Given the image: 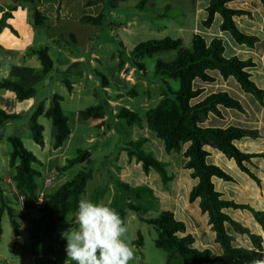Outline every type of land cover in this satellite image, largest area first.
<instances>
[{
    "label": "trees",
    "instance_id": "obj_1",
    "mask_svg": "<svg viewBox=\"0 0 264 264\" xmlns=\"http://www.w3.org/2000/svg\"><path fill=\"white\" fill-rule=\"evenodd\" d=\"M19 4L30 2L32 8V18L36 26H47V17L35 8V0H12ZM106 6L112 10H117L118 3L126 0H105ZM89 1L87 4L91 5ZM228 0H210L207 8L208 17L203 21L204 27H210L214 21L216 14L222 17L221 30L231 34L233 39L239 44L254 46L257 38L243 33L234 21L235 16L249 14L244 10L232 9L228 5ZM144 0L141 1L138 8H142ZM2 7L0 6V11ZM104 13L101 12L98 16L84 15L81 18L82 23H90L101 25L103 22ZM3 17L0 22V32L4 27L5 19ZM73 37V35H72ZM183 41L180 38L165 37L163 39H151L139 43L131 52L134 58V67L144 71L145 65L142 60L145 57H152L156 53L164 51H177L176 59L171 62L158 60L156 62V74L167 76L169 79L178 81L180 87L178 90H173L170 82L164 80V85L167 86L159 102L146 112V128L155 133L157 138L164 143V151L166 154L180 153L185 158V168L191 170V177L197 180L193 187L189 200L194 202L199 200V206L203 213L207 214L212 230L216 234V241L222 246L224 253L220 256H213L211 250H198L193 247L194 238L191 234H186V225L183 221L176 218L171 210H163L155 218L145 219L141 221L147 225L153 226L157 232L155 246L168 252V261L176 255L180 257L185 264H250L253 258H259L263 254L262 237L251 234L250 231L240 225L224 212L226 208L248 210L255 220L262 226L264 230V211H258L247 204H239L234 201L226 200L222 194L215 189L212 181L213 177L221 178L225 181H231L233 178L220 167L208 163L209 151L207 146H211L229 159H233L237 166L247 173L253 180L259 182L257 176L246 167L245 162H250L256 154H247L242 152L235 142L248 136L259 137L257 130L245 129L237 126L221 127H203L202 123L208 119L209 115L215 114L221 116L220 106L227 109H235L240 112H245L241 102L232 97L228 92L221 91L212 93L203 100L194 103L202 93V89L194 88V82L199 79L203 82H213L214 78L209 74L210 71H218L224 79L233 77L246 93L252 94L255 99L261 104H264V90L259 88L251 79V74L248 72L250 67L255 64L252 60H241L237 57L226 58L224 56V44L222 39L215 38L210 42L200 34H195L192 39L191 48H183ZM37 54L40 63L41 71L48 73L54 70V62L49 55L48 47H39L33 50ZM122 64H120L121 66ZM73 66L71 65L65 73H68ZM103 79L105 86L108 84V79L103 74H98ZM65 85L69 92H72L73 86L69 80H65ZM0 88L15 92L19 101H24L34 98L37 95V90L34 87L25 88L17 80L3 79L0 81ZM64 97L60 94H54L51 98L49 108H45V103L40 102L36 105L35 110L30 118V130L35 143L44 147V126L39 122L40 116H45L52 121L56 129L54 149L63 146L64 142L69 137L71 131L69 127L68 117L62 109V101ZM107 110L102 105L90 106L81 111L84 117H94L103 119L106 116ZM20 117L16 113H7L0 108V128H3L6 123L16 120ZM119 119H124L129 126H143L144 120L141 116L130 110L122 107L117 113ZM11 145L10 167L16 170L14 180L19 190H26L29 201H33L37 197L36 179L41 176V172L35 169L33 163H40L37 156L29 151L20 137L11 135L7 138ZM146 142V138L141 137L138 141H130L125 146V151L128 158L135 159L137 163L142 165L143 171L147 174L151 170L155 171L163 186L167 191L171 190V184L175 178L169 174L167 163L157 159L153 153L146 152L142 146ZM91 154L88 150L80 149L78 155L68 159L64 167L59 171H65L74 165H84L73 179L65 182L54 193L45 197L42 205L39 207L41 216L34 220L38 225L44 224V234L47 237H52L58 227L65 225L68 215L74 214L77 211L79 199L86 191L88 182L93 177L92 170L88 169L91 163ZM117 187L127 195H133L141 200L143 195L154 197V191L149 186H136L117 181ZM92 194L91 200L99 202L102 196L100 192ZM112 207L120 213L125 220L128 210L141 215L142 208L134 202L122 203L117 198L111 202ZM7 211L10 223L16 236L21 233V226L16 219L15 210L6 205L0 208V233L1 218L4 211ZM226 225L232 226L240 233L249 235L254 249L245 250L235 247L233 237L228 233ZM138 240L135 241L138 245H142L143 238L141 233L138 234Z\"/></svg>",
    "mask_w": 264,
    "mask_h": 264
},
{
    "label": "rangeland",
    "instance_id": "obj_2",
    "mask_svg": "<svg viewBox=\"0 0 264 264\" xmlns=\"http://www.w3.org/2000/svg\"><path fill=\"white\" fill-rule=\"evenodd\" d=\"M137 1L138 0H127L126 2H122L119 4L117 10L108 8L105 0L92 1V4L97 3L104 6L101 10L104 13L101 25H84L79 21L72 20L60 26V30H70L76 34L78 38L77 44H75L73 40H69V43L61 41L60 35L57 36L59 41H54L50 37V34L43 33L42 31H40L39 34V31H37L38 35L34 38V46H47L49 48V55L57 66V69L48 72V74L34 71L32 77L24 80V83L31 84L36 88L37 99L40 102H49L55 93L64 96L62 107L64 114L69 119L71 135L60 150L54 149L55 127L48 118L42 117V120L47 124L46 130H44L45 145L41 147L34 142L30 130L29 122L33 111H29V108L27 109L25 107V103L18 102L17 99L13 102L7 100L6 106L12 110V113L17 112L21 114V116L9 122L4 129H0V153H2L0 154V167L2 169L5 168L2 161L7 160V163L9 162L11 145L7 141V138L11 135H16L21 138L24 146L42 161V164H36V167L42 170L44 177H55L53 187L51 188V192H54L63 183L73 179V177L83 169L84 165L77 164L64 173H59L58 168L65 164L67 159L76 157L80 149L88 150L91 154L92 161L86 167L92 170L93 177L88 182L83 196L91 199L93 196L92 194H96L92 191L97 189L96 192H100L99 194L102 196L101 199L103 200V202L100 203L108 206L112 207L111 202L116 198L122 203L130 201L136 203L142 208L141 215L139 216L136 212L128 210L125 222L128 226L126 239L130 242L136 254V259L132 261L131 264H166L168 252L155 246V240L157 238L155 228L143 223L141 219L155 218L161 211L172 208L175 210L174 213L176 218L183 221L182 217H184L185 213L189 212V209L192 207L187 210L186 205L178 204L172 201L171 198L169 200L167 188L163 186L159 175L153 170L147 174L139 170V176L133 183L153 187L155 193L158 195L157 198H155V196L151 198L148 195H143L142 199L139 200L134 196L125 197L127 196L125 193L124 196H121L115 191V188H118L117 179L110 175L109 168H112L115 172L120 166L127 167L126 161H123V149H125L128 142L138 141L143 137V135L146 134V128L144 125L142 127L137 125L129 126L124 119H116L119 108L110 109L107 107V95L102 85L103 79L98 75L99 72L104 74L112 82L111 88L119 90L121 76L117 69V64L120 59L119 55L123 53L121 61L122 66L126 61L129 64L125 71V77L129 78L130 82L136 83H133V85L131 83V85H129L130 82H127L125 79L122 80L124 97L121 98L120 105L131 109L140 116L145 114L146 108L153 107L161 99L163 90L166 91L167 89V86L164 85V80L170 82L173 90L179 89L180 83L178 81L171 80L167 76L158 75L155 71L156 62L158 60L164 62L173 61L177 56L176 51H164L156 53L152 57H145L142 60L145 65V75L143 73L137 74V71H134V58L131 56V51L136 45L151 39H161L165 36L164 33L171 36H176L177 34V29L172 26L166 25L165 29L159 26L160 19L157 16L162 17L166 15L170 12L168 9H164L159 13L150 12L146 14L144 11L142 12L137 9L141 2L135 7L136 3H138ZM206 1L208 2V0H202V4ZM79 11L91 15H96L98 13V10L94 8L86 11L81 7ZM221 21L222 17L217 15L211 27V33H218ZM204 33L207 35L206 32ZM227 35L231 36L230 33H227ZM71 38L73 39V37ZM58 42H60L62 47L59 48ZM123 43L128 49V52L125 54L122 52L125 49L123 45L121 46ZM74 57H82L83 63L72 68L68 73H65L64 71L68 70L69 66L75 62L73 61ZM35 60L38 61L39 64V59L35 56L34 59H30V61L26 63L27 67L35 69ZM11 67L12 66L2 64L0 67V80L9 75ZM213 72L219 75L218 71ZM89 75H92L93 79L89 78ZM65 78L69 79L75 87L72 94L68 93L67 87L63 82ZM141 82H148L150 86L147 87ZM237 84L239 86L238 82ZM215 87L216 86L208 88L212 90ZM237 88L238 92H244L240 86ZM238 92H236V90H230L229 94L234 98H238ZM246 96H248L247 99L251 100L252 103L256 101L257 104H259L252 94L246 93ZM95 105H102L107 110L108 119L99 125H97L93 119H83L79 115L80 111ZM245 107H250L248 101L245 103ZM257 132L259 134V130H257ZM151 134L149 142L143 144L142 148L146 152L153 153L157 159L162 161L166 160L169 164V174L174 175L175 179L177 178L175 184H181V186L186 185L188 190L195 184V180L188 174L185 167L182 166V154L172 153L167 155L164 151L163 141L158 139L155 133ZM1 155H3V157L6 155L7 158L3 160ZM224 159L229 160L226 156H224ZM135 170V167L131 168L129 176L132 174L135 175ZM226 171L231 174L232 170L226 169ZM222 182L225 181L222 180ZM111 184H114V191L113 189H109ZM224 184H228L227 186L230 188L233 187L232 183ZM186 194H181V196L186 197ZM11 203L15 204V201ZM33 207L34 213L31 214L30 212L27 214V216H29V226L25 232L31 240L34 252L38 250V247L46 249L44 252L39 250V253L43 257L38 259V261L43 260L46 264H64L66 259V240L64 239L63 244L59 246H53L52 241L44 234L43 225H38L34 222L36 216L40 213H37V211H39L38 206ZM229 213L237 217L240 210L232 208L229 210ZM66 221L70 227L77 226L75 213L68 215ZM229 230H231V232H239L232 226L229 227ZM2 232L3 236L0 238V246L5 249L7 253L9 249L12 248L13 239L15 238L7 215L2 221ZM139 233H141L143 238L142 245L135 243V241L138 240ZM22 242L26 243V240L22 238ZM242 243L244 244L243 241ZM6 255L7 260L11 259L15 262L14 256H10L8 253ZM171 261H173V264H177V262L183 260L173 255Z\"/></svg>",
    "mask_w": 264,
    "mask_h": 264
},
{
    "label": "crops",
    "instance_id": "obj_3",
    "mask_svg": "<svg viewBox=\"0 0 264 264\" xmlns=\"http://www.w3.org/2000/svg\"><path fill=\"white\" fill-rule=\"evenodd\" d=\"M89 1H94V0H35L34 2L35 8L38 9L43 16L47 17L48 27H50L47 28L45 26H36L34 24L32 18L33 5L30 2L17 4L12 0L10 1L0 0V6L2 7V10L0 11V22L1 20H3L4 16L8 15V17L4 21L5 25L0 32V67L2 66V64L12 66L10 68L9 75L3 79L17 80L19 83L21 82L20 84L23 85L25 88L33 87L31 84H25L24 80H27L29 77H32L34 71L42 72L40 60H39V64L38 61L35 60L36 61L35 69L28 68L26 65V63L29 62L30 59H34V57L37 56V54L33 52L34 49L39 48L34 46V38L36 35H38L37 31H39V34L40 31L46 34H50V37L54 41L56 40L59 41V39H57V36L60 35L61 41L69 43V40H73V42L77 44L78 38L76 34L70 30L68 31H64V29L60 30V26L63 23L72 20L79 21L80 23H82L80 20L84 15L98 16L102 12L101 10L104 8V6L97 3L88 5L87 3ZM126 1L119 2L118 7L120 3ZM141 1L143 0H138L137 1L138 3H136L135 7H137ZM209 4H210V0H208V2L206 1L204 4H202V0H144L143 7L142 8L137 7V9L142 12L144 11L146 14L150 12L159 13L164 9H168V11H170L169 13H167L168 15L166 14L163 15L162 17L157 16L160 19L159 26L164 29L166 25L172 26L173 28L177 29L176 31L177 34L176 36H171L164 33L165 36L162 37L161 39L165 37H172L175 39L180 38L183 41V45H182L183 48L192 47V39L195 34H200L206 39L207 42H210L215 38L222 39L225 47L224 56L226 58L237 57L241 60H252L254 62L255 65L253 67H250L248 69V72L251 74V79L256 83V85L264 90V0H228L227 3V5L232 9L244 10L249 13L240 16H235L234 21L237 27L243 33L251 36H255L257 38L255 45L252 47L247 46L246 44L237 43L232 36L227 35V33L229 32L222 31L221 30L222 21L219 24L218 33L215 34L211 33L210 32L211 27L215 22L217 15L219 14L215 15L214 21L210 27L207 28L204 27L202 23L208 17L207 8ZM81 7L86 11H89L94 8L98 10V13L96 15H91L89 13L84 14L81 11H79V8ZM82 24L90 25V23H82ZM204 32H206L207 35H205ZM72 35H73V39L71 38ZM122 45L125 47L124 51H122L125 54L126 52H128V49L126 45H124V43L121 44V46ZM58 46L59 48L62 47V45H60V42H58ZM122 54L123 53L119 55L120 59L118 61L119 63L117 64V69L121 76V82H120L121 84L119 85V90H114L111 88L112 82L108 78H107L108 84L106 86L105 84H102L103 89L107 95L106 105L110 109H115L116 107L119 109L122 108V106L120 105L121 98L124 97L123 96L124 90L122 89L123 86L122 80L125 79L127 82H130L129 78L125 77L126 75L125 71L129 66V64L126 61L123 66L122 65L120 66L123 57ZM73 61L75 62L71 64L73 66L72 68H75L79 64L83 63L82 57H74ZM55 69H57V66L54 64V70ZM134 71H137L136 72L137 74L143 73L145 75V70L141 71L136 67H134ZM64 72H66V70ZM98 74H102V73L99 72ZM209 74L214 78L213 82H203L199 79H197L194 82V88L203 90V93L193 101L194 103L203 100L205 97H207L212 93H217L221 91H225L229 93L230 90H236V92H238L237 87H239L240 85L238 86L236 80L233 77L224 79L220 75V73L218 75L215 74L213 71H210ZM0 76H1V69H0ZM89 78L93 79V76L89 75ZM65 80H69V79L65 78L63 80L64 84H65ZM131 83L133 85V83L136 82H130L129 85H131ZM141 83H143V85L147 87L150 86L148 82H141ZM71 84L74 90L75 87L72 82ZM213 86L216 87L213 88L212 90L208 88ZM73 90L72 92H69L67 89L69 94H72ZM237 96L238 98L235 99L239 100L243 105L245 110L244 113L235 109H227L220 106L219 108L221 110V116H216L215 114L211 113L208 119L202 123V126L221 127V128H226L228 126H237L250 130H259V134H258L259 137L251 138L246 136L241 140L236 141L235 145L244 153L258 155L256 157H253L250 160V162H245V165L247 168L251 170L252 173H254L257 176L260 183L256 182L247 173L242 171L237 166V164L233 159L226 160L224 159L225 155L222 154L220 151H218L217 149L211 146H207L206 149L210 153L208 157V163L216 165L218 167L221 166L220 168L223 169L227 174L229 173L228 171H226V169L232 170L231 174H229L233 178L231 181L224 180L225 182H222L223 179L218 177H213L212 181L214 183L215 189L222 194V197L224 199L234 201L239 204H247L250 205L255 210L264 211V104L263 105H261L260 103L257 104L256 101L252 103L251 100L247 99L248 96H246V93L244 92L243 93L238 92ZM16 99L17 97L15 92L0 88L1 109L5 110L7 113H12V110H10L8 106H6L7 105L6 101L10 100L11 102H13L16 101ZM247 101L249 102L250 107L246 108L245 103ZM18 102L25 103L26 105L25 107L27 109L29 108V111L32 110L33 112L35 110L36 105L40 103V101H38L37 99V95L34 98H30L24 101L18 100ZM50 102L51 100L49 102L48 101L44 102L46 109L49 108ZM149 109H150L149 107L146 108L145 114L141 115V118L144 120L143 125L145 128H146V122H145L146 112ZM15 113L18 114L17 112ZM19 115L21 116V114ZM79 115L83 119H93L95 123H97V125L102 124L104 121L108 119L107 113L103 119H98L94 117H84L81 115V111L79 112ZM42 117L45 116H40L39 122L42 123V125L44 126V130H46L47 123L42 120ZM116 119H118V117ZM8 123H6L5 126L0 129H4ZM55 135H56V129H55ZM151 135H152L151 132L146 128V134L143 135V137L146 138V142L144 144H147L149 142V137ZM60 148H62V146ZM60 148L56 150H60ZM122 155H123V161L124 160L126 161L125 163L127 167L120 166L119 169L115 172L112 170V168H109L110 175L115 177L117 181L120 180L126 182L133 187L140 186L138 183L134 184L133 181H135L136 178H138L139 170H141L142 173H144L142 169V165L140 163H137L135 159L130 160L124 149ZM1 156L3 157V155ZM5 158H7L6 155H4L3 160H5ZM67 160L65 164H63L60 168L66 165ZM182 160L183 161L181 164L183 167H185L186 160L184 157H182ZM9 161H10V157H9ZM2 162L5 168L2 169L0 167V208L6 205L15 210L16 219L21 226V233L19 236H16L12 228V225L10 223L15 238L13 239L14 241L12 243V248H10L7 253L10 256H14L15 262L12 261L11 259L7 260L6 250L0 246V264H46L43 260L38 261V259H41L43 257L39 253V250L44 252L46 249L38 247V250L36 252L33 251L31 240L27 236L28 234H26L25 232L29 226L28 225L29 216L21 213V211L19 210V206H17L19 196L25 195L28 197V193L26 190H19L17 188L16 182L14 180L16 170L10 167V164L9 162L7 163V160ZM164 162L167 163V169H168L169 167L168 162L166 160H164ZM36 164H42V161L40 160V163H33L32 165L35 169L41 172V176L36 179L37 195L41 194L42 192H45L46 195L48 194L50 195L54 193L55 191L51 192V188L53 187V182L55 177L54 176L44 177L42 170L36 167ZM134 167L136 168L135 175L132 174L131 176H129L131 173L130 172L131 168ZM185 170L188 171V174L191 176V170L187 168H185ZM65 171H61V172L59 171V173H64ZM49 178H52L51 185L46 186L45 184L46 180ZM176 179L174 178L171 184V190L167 191L168 199L170 200L171 198L172 201L177 202L178 204L186 205L187 210L190 207H192L191 209H189L190 211L186 212L185 216L182 217L183 218L182 220L186 225V233H184L183 236L186 234H191L194 238L193 247L198 250L209 249L211 250L213 256L222 255L224 253L223 248L216 241V234L211 228L207 214L201 211L199 206V200H196L194 202H191L189 200L190 193L193 187L195 186V184L197 183V180L194 179L195 184L192 185L187 190L186 185L181 186V184L180 185L175 184ZM224 183H232L233 187L230 188L227 186L228 184H224ZM113 186L114 184H111L109 189H113L114 188ZM151 188L154 191V188L153 187ZM115 191H117L119 195L124 196V193L120 189L115 188ZM181 194L182 195L186 194V197L181 196ZM132 196L133 195H127L125 197H132ZM154 196L155 198L158 197L155 191H154ZM12 201H15V204H12L11 203ZM99 202H103V200L100 198ZM230 209L232 208H226L224 209V212L227 213L232 219L237 221L240 225L247 228L251 234H255L262 237V246H263V254H264V230L262 226L255 220L253 214L248 210L237 209L240 210V213L237 217H234L229 213ZM168 210L175 212V210L172 208H168ZM30 212L31 214H33L34 209L31 208L29 213ZM37 213H40V211H37ZM127 214L128 211L126 212V217ZM6 215L9 218V215L5 210L1 218V228H2V221ZM40 216L41 213L36 216V219H38ZM126 217H125V222H126ZM67 223L68 222L66 221L65 225H63L62 227H58L53 233L52 237H49V240L52 241L53 246H59L60 244H63L64 239L61 236L62 232L67 231L69 228H75L68 226ZM40 225H43V230H44V224H40ZM229 227L230 225H226L228 233L233 237L232 244L235 247L243 248L245 250L254 249L253 243L249 235L241 234L239 232H231V230H229ZM2 236H3V232L0 233V238ZM22 238L23 240L24 239L26 240V243L22 242ZM242 241L244 242V244L242 243ZM172 262L173 261L167 260L166 264H173ZM70 264H72V262H70ZM177 264H185V263L181 261V262H177Z\"/></svg>",
    "mask_w": 264,
    "mask_h": 264
},
{
    "label": "clouds",
    "instance_id": "obj_4",
    "mask_svg": "<svg viewBox=\"0 0 264 264\" xmlns=\"http://www.w3.org/2000/svg\"><path fill=\"white\" fill-rule=\"evenodd\" d=\"M76 227L62 232L64 264H131L134 248L126 239L128 226L111 206L82 196L75 213ZM250 264H264V254Z\"/></svg>",
    "mask_w": 264,
    "mask_h": 264
},
{
    "label": "built area",
    "instance_id": "obj_5",
    "mask_svg": "<svg viewBox=\"0 0 264 264\" xmlns=\"http://www.w3.org/2000/svg\"><path fill=\"white\" fill-rule=\"evenodd\" d=\"M51 181H52V178L47 179L46 183H45L46 186H50ZM45 197H46V193L42 192L41 194L37 195V197L33 201L30 202L29 197H27L25 195H20L18 198V203H17L19 206V210L24 215H27L33 206L40 207L42 205Z\"/></svg>",
    "mask_w": 264,
    "mask_h": 264
}]
</instances>
